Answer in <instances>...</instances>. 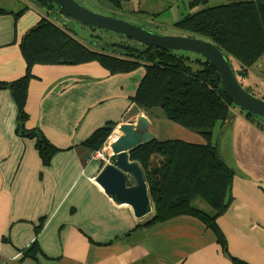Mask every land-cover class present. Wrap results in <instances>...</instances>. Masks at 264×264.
I'll list each match as a JSON object with an SVG mask.
<instances>
[{
    "label": "crops",
    "instance_id": "crops-1",
    "mask_svg": "<svg viewBox=\"0 0 264 264\" xmlns=\"http://www.w3.org/2000/svg\"><path fill=\"white\" fill-rule=\"evenodd\" d=\"M27 1L12 0L10 9L0 5L8 12L0 15L1 83L24 75L21 42L44 18V11ZM20 4L23 10L17 11ZM130 4L146 16L147 11L165 12L157 24L149 22L160 28L182 18L169 0ZM186 10L181 16L195 11ZM32 75L25 127L38 130L57 152L50 166L42 163L36 139L16 131L17 108L10 92L0 90V254L8 264H232L233 258L264 264V131L239 116H228L221 124L230 129L223 140L225 155L221 144L218 152L235 172L229 206L216 219L223 248L199 219L179 216L156 224L148 216L136 219L95 182L104 165L91 159L93 152L84 143L96 130L111 127L114 133L126 121L142 69L111 75L96 62L35 65ZM259 85H264V57L242 80V87L255 96ZM141 112L156 140L204 144L198 135L167 121L160 110ZM194 203L204 214H214L205 202ZM33 248L37 250L23 256Z\"/></svg>",
    "mask_w": 264,
    "mask_h": 264
},
{
    "label": "trees",
    "instance_id": "trees-1",
    "mask_svg": "<svg viewBox=\"0 0 264 264\" xmlns=\"http://www.w3.org/2000/svg\"><path fill=\"white\" fill-rule=\"evenodd\" d=\"M129 1L105 0L118 9ZM32 2L46 13L56 11L67 17L52 0ZM208 2L191 0L189 10L195 11L163 30H173L175 35L199 38L213 44L224 54L242 87V80L247 78L249 69L264 57V0H231L223 5L206 7ZM2 14L8 12L0 8ZM111 48L119 55L88 49L50 21L48 16L29 30L21 42L26 65L24 75L11 83L0 82V90H8L16 105L18 135L25 137L32 133L30 138L36 139L42 163L50 166L57 149L38 130L25 127L28 86L34 78L32 68L35 65L96 62L111 75L130 74L142 69L143 76L130 98L131 104L145 114L160 110L167 121L204 141L203 145H194L178 140L153 139L129 153L130 161L139 165L147 184L152 205L151 218L148 216L150 223L191 216L202 221L216 235L218 243L226 248L216 219L229 206L235 172L221 159L217 146L212 144V136L216 125L226 121L234 106L223 89L219 74L198 55L191 60L182 55L183 52L149 48L132 40L112 44ZM234 60L238 63L235 69L231 64ZM253 118L258 117L246 114V119ZM113 129L104 127L96 130L84 146L93 153L99 151ZM259 129L264 131V126H259ZM197 199L205 202L214 214L209 216L195 209L192 204ZM34 249L24 252L23 256L31 255ZM232 264L246 263L233 258Z\"/></svg>",
    "mask_w": 264,
    "mask_h": 264
},
{
    "label": "water",
    "instance_id": "water-1",
    "mask_svg": "<svg viewBox=\"0 0 264 264\" xmlns=\"http://www.w3.org/2000/svg\"><path fill=\"white\" fill-rule=\"evenodd\" d=\"M52 2L71 20L87 27L124 37L145 47L200 56L219 74L233 106L264 120V100L241 87L224 54L210 42L183 35L154 33L123 19L90 11L76 0ZM150 127L149 118L135 106L131 107L126 121L117 128L120 135L106 153L111 163L105 165L95 179L110 201L117 206H128L136 219L149 216L152 205L143 172L137 163L130 161L129 153L155 139ZM31 136L32 133H29L25 137Z\"/></svg>",
    "mask_w": 264,
    "mask_h": 264
},
{
    "label": "rangeland",
    "instance_id": "rangeland-1",
    "mask_svg": "<svg viewBox=\"0 0 264 264\" xmlns=\"http://www.w3.org/2000/svg\"><path fill=\"white\" fill-rule=\"evenodd\" d=\"M11 1L12 0H7V3H6L5 0H2L0 5L6 6L7 9H10L9 5ZM76 1L90 11L103 14L106 16H113L115 18L123 19L134 25L142 26L145 29L151 32H154V33H158L162 35H166V34L175 35L176 34V32L173 30H168V31L163 30V28H170V27L160 28L159 26H154V25L149 24L150 19H153L152 22L157 24L156 21H160L159 17L163 15L165 12H157L156 14H153L154 12L150 13L149 11H147L148 12L147 15L149 16H146L145 14L135 12L134 11L135 8H133V6L130 4V1L127 4H123V6H121L122 7L121 9H118V7L114 8L110 6L108 3L105 2V0H76ZM169 1L173 2V4H175V6L177 7L179 18L183 17L181 16V13L184 9L187 8L186 11L187 12L189 11V6H188L189 1L188 0H169ZM230 1L231 0H209L206 7H214L218 5H223V4L229 3ZM19 3L20 2H18L17 4ZM26 3L35 5V3L32 2V0H28ZM17 6H18L17 11L23 10L22 4L17 5ZM35 6L37 8V5ZM44 13L46 14V16H48L50 21L62 27L63 29H65L66 32L71 37H73L78 42H80L81 44H83L85 47H87L88 49L92 51L103 52L108 55L118 56L119 55L118 52L113 51L111 48V45L128 43V40L124 37H121V36H118L112 33H108V32H103L97 29H90L89 27L85 25L77 23L76 21L71 20L63 15H60L56 11L47 12L48 14L44 11ZM45 14H44V17H45ZM165 18L166 17H163V20H165ZM182 55L190 58L191 60L195 58V55L191 53L183 52ZM231 64H232V67L235 69L238 63L237 61L234 60L231 62ZM258 88L259 89L256 92V95H257L256 97L264 100V85H259ZM230 116H239L244 121H246L248 124H250L251 126L257 129H259V126H264L263 119L253 118L251 120H248L246 119V113L236 106L231 108L229 117ZM219 127L221 128L219 129ZM229 129H230V125L227 128H225V125L220 126L219 124H217L213 131V136H212V144L216 145L217 147L221 144L222 153H224V155H225V141L223 140H225L224 138H226V133L228 132ZM228 166L232 167L231 164H229V162H228ZM197 200H199L200 202H203L201 199H197ZM192 205L194 208L196 207V203H193ZM150 218H151V215H150Z\"/></svg>",
    "mask_w": 264,
    "mask_h": 264
},
{
    "label": "built area",
    "instance_id": "built-area-1",
    "mask_svg": "<svg viewBox=\"0 0 264 264\" xmlns=\"http://www.w3.org/2000/svg\"><path fill=\"white\" fill-rule=\"evenodd\" d=\"M114 133H112L108 137L107 141L104 143L103 147L99 151L93 153L91 159H97V160H99L104 166L111 163V160L107 156L106 153L109 151V146L112 143L111 136ZM0 264H8V262L2 257L1 254H0Z\"/></svg>",
    "mask_w": 264,
    "mask_h": 264
},
{
    "label": "bare ground",
    "instance_id": "bare-ground-1",
    "mask_svg": "<svg viewBox=\"0 0 264 264\" xmlns=\"http://www.w3.org/2000/svg\"><path fill=\"white\" fill-rule=\"evenodd\" d=\"M120 135V132H118V131H116L112 136H111V140H112V142H114L116 139H117V137Z\"/></svg>",
    "mask_w": 264,
    "mask_h": 264
}]
</instances>
